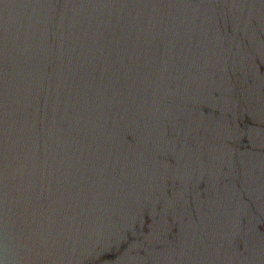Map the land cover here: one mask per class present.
Returning a JSON list of instances; mask_svg holds the SVG:
<instances>
[{
	"label": "water",
	"instance_id": "95a60500",
	"mask_svg": "<svg viewBox=\"0 0 264 264\" xmlns=\"http://www.w3.org/2000/svg\"><path fill=\"white\" fill-rule=\"evenodd\" d=\"M0 264H264V0H0Z\"/></svg>",
	"mask_w": 264,
	"mask_h": 264
}]
</instances>
